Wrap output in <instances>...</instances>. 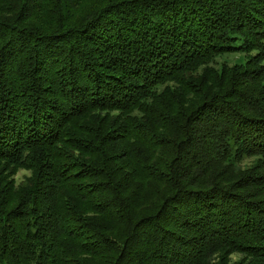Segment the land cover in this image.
<instances>
[{
	"label": "trees",
	"instance_id": "16d2710c",
	"mask_svg": "<svg viewBox=\"0 0 264 264\" xmlns=\"http://www.w3.org/2000/svg\"><path fill=\"white\" fill-rule=\"evenodd\" d=\"M0 264H264V0H0Z\"/></svg>",
	"mask_w": 264,
	"mask_h": 264
},
{
	"label": "rangeland",
	"instance_id": "374dc122",
	"mask_svg": "<svg viewBox=\"0 0 264 264\" xmlns=\"http://www.w3.org/2000/svg\"><path fill=\"white\" fill-rule=\"evenodd\" d=\"M239 55H230V56H226V57H223V58H221V59H219L218 61L219 62H224V61H226V62H228V63H230V64H234L236 61H237V59H239ZM251 163V160H250V162H248V161H246L245 162V164H250ZM30 173L29 172H27V171H24V170H20L16 175H15V180L17 181V183H20L21 181H23L24 180V178H25V176H28ZM232 260L233 261H235V260H237L238 258H240V256L239 255H233L232 257Z\"/></svg>",
	"mask_w": 264,
	"mask_h": 264
}]
</instances>
